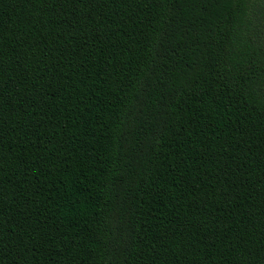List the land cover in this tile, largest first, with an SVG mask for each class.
<instances>
[{
  "label": "trees",
  "instance_id": "1",
  "mask_svg": "<svg viewBox=\"0 0 264 264\" xmlns=\"http://www.w3.org/2000/svg\"><path fill=\"white\" fill-rule=\"evenodd\" d=\"M0 264H264V0H0Z\"/></svg>",
  "mask_w": 264,
  "mask_h": 264
}]
</instances>
